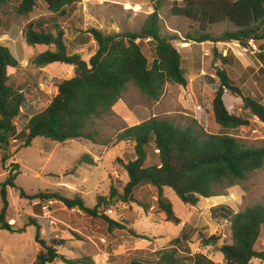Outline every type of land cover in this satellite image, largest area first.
I'll return each mask as SVG.
<instances>
[{
	"label": "trees",
	"instance_id": "obj_1",
	"mask_svg": "<svg viewBox=\"0 0 264 264\" xmlns=\"http://www.w3.org/2000/svg\"><path fill=\"white\" fill-rule=\"evenodd\" d=\"M43 1L51 15L29 22L23 33L29 46H53L54 49L41 53L33 63L38 68L52 64L71 66L74 67V76L58 83V94L47 108L34 112L29 94L25 95L22 89L10 83L11 71L19 67V62L10 49L0 43V151L3 152V166L11 158L9 151L13 140L22 141L24 148L31 147L37 138L57 143L86 140L97 144V133L90 127L95 125L96 120L113 113L114 106L123 98L129 84H134L145 96L156 102L163 96L168 83L183 87L188 85L182 55L172 43L174 37L162 31L158 5L153 6L154 12L148 15L140 32L104 34L91 28L88 35L98 48L89 60H85L70 51L69 45L65 43V31L58 23L66 15L68 7L77 0ZM8 2L0 0V6ZM35 6L36 0H21L17 12L21 16L28 15ZM171 14L198 24L201 32L199 37L189 36L187 41L198 44L232 42L241 48H248L253 42L258 49L256 55H259L264 65V0H186L184 5L175 2ZM226 22L232 24L235 30L226 32L220 38L207 32L210 27ZM2 24L5 28H0V34L5 36L9 25ZM48 27L54 32L47 31ZM144 41L153 45L154 59L151 65L142 51L141 43ZM234 58L220 55L219 61L226 65ZM217 82H220V86L215 93L211 114L219 128L216 133L205 130L196 132L191 127L183 128L168 119L152 117L126 128L117 136L119 142L133 144L135 159L123 164L129 180L121 194L111 189L110 201L114 202L118 198L122 203H134L145 210L154 207L155 214L163 215L166 222L179 225L181 220L165 195L166 188L172 189L186 206L196 207L201 198L226 195L228 190L247 181L251 173L264 168V147H249L233 134L234 131L250 127L251 120L230 113L224 102L226 92L242 98L245 109L264 126V95L257 98L243 96L241 89L235 86L223 68L217 69L212 79L213 84ZM22 114L30 115L24 129L19 132L16 120ZM152 147L158 154L159 162L147 165ZM81 163L94 165L95 161L91 157H83L79 161ZM19 175L20 165L14 163L8 169L7 179L0 183L3 204L0 212L1 230L18 234L26 232V227L15 230V225L7 221L9 189L20 190V199L38 200L41 203L60 201L69 210L77 208L91 218H101V201L97 207L90 209L82 197L68 199L58 194L44 193L28 196L17 187ZM143 188L154 190V206L137 198V193ZM217 210H224L225 215L220 216L231 226L230 242L219 249L224 264L264 261V202L248 206L238 213L220 206L213 209V215H216ZM104 220L109 231L129 230L138 236L128 223L116 222L107 215H104ZM28 226L37 228L35 242L40 251L34 264H53L57 261L81 264L77 260L67 259L59 249H63L67 243L82 241V237H75L68 232L67 236H56L46 241L42 238V228L37 220L31 219ZM217 240L211 237L206 241V246ZM150 253L154 255L153 259L133 264H216L204 254L192 255L181 239L173 240L168 246Z\"/></svg>",
	"mask_w": 264,
	"mask_h": 264
},
{
	"label": "rangeland",
	"instance_id": "obj_2",
	"mask_svg": "<svg viewBox=\"0 0 264 264\" xmlns=\"http://www.w3.org/2000/svg\"><path fill=\"white\" fill-rule=\"evenodd\" d=\"M184 1L186 0H77L73 6L68 7L74 17V23L71 26L73 32L68 26L65 28L64 24L61 27L66 30L65 41L70 51L89 60L98 48L93 38L88 35L91 28H96L104 34L140 32L148 15L154 12L153 6L158 5L162 18V31L174 37L172 43L182 55L184 68L190 80L200 75V67H204L209 77L210 74H216L219 68L228 69L229 77L234 81L235 86L241 89L243 96L259 97L252 95L262 93L264 90V68L260 67L263 60H259V55H256L258 52L246 53L237 43L234 45L232 42L227 43L228 45L220 44L218 47V44L213 45V43L200 46L198 43L187 41L189 36L199 37L201 32L198 24L182 17L172 16L171 9L174 3L184 5ZM20 2L21 0H9L6 5L0 6V28H5L2 23H8L9 30L12 28L8 31L10 42H6L5 36L0 34V43L9 47L12 55L19 62V67L11 71L10 83L22 89L25 95L29 94L28 99L33 104V110L38 112L44 110L56 96L58 83L74 76V67L52 64L45 68H38L34 65L33 61L36 57L43 52L53 50L54 47L29 46L23 31L29 22L46 19L49 16L48 9L43 0H36L33 12L21 16L17 12ZM46 30L54 32V29L50 27ZM234 30L233 25L226 22L210 27L207 32L215 38H220L226 32ZM141 47L151 65L154 59L153 45L144 41ZM225 52L231 54V57H237L236 61L234 58L233 65L226 68L219 61V56ZM243 61H246L245 64ZM216 64L218 67L215 66ZM204 84L207 83L202 82V85ZM219 86L220 82L214 86H207L206 93H216ZM165 89L166 92L168 89V93H172L171 96L173 95V100H169L170 104H166L167 110H165V102L162 101L163 96L157 101L160 104L155 110L153 105L156 101L145 96L134 84L128 85L126 91L128 96L125 98L131 104L148 105L151 112H158V119H168L183 128L191 127L196 132L205 130L199 121L208 117L209 99L199 100L200 105H196L195 109L190 108L189 111L179 103L180 93L184 92L177 84L168 83ZM226 93L225 100L229 111L251 120L250 127L234 131L233 134L249 147H264V126L245 109L242 98ZM177 102L181 105L180 107L177 106ZM200 107L201 110H199ZM192 109L201 112L195 113ZM188 111L190 117L182 114ZM29 115L22 114L16 120L19 132L27 124ZM129 127L130 124L113 110L111 115L96 120L95 125L90 127L97 133V144L86 140L57 143L45 138H37L31 147L24 148L22 141L13 140L9 151L11 158L5 166L1 162L3 152L0 151V183L7 179L10 166L18 163L20 175L16 184L26 195L44 193L58 194L68 199L82 197L85 205L90 209L97 207L98 202L101 201L99 208L101 218H91L77 208L69 210L60 201L48 200L41 203L38 200L20 199V190L12 189L9 199L11 204L7 213L8 223L10 225L17 223L14 229L18 230L26 227L31 219H35L40 223L42 238L46 241L56 236H67L68 232L75 237H82V241L67 243L63 249H59V252L67 259L77 260L81 264L143 262L146 259H153L154 255L150 253V249H161L171 241L180 238L184 227L165 223L162 218L155 215L156 211L145 210L134 203H122L118 198L114 202L110 201L111 189L114 188L121 194L123 186L129 180L123 164L135 159L133 144L119 142L117 139V136ZM208 131L217 132L212 126ZM149 153L147 165L158 164V154L153 147ZM83 157H91L96 163L94 165L79 164ZM239 188V194L243 198L240 211L261 201L264 202V168L251 173L247 181L243 182ZM165 194L178 217L180 216L187 223L193 221L191 213L186 211L190 207L183 204L172 189L166 188ZM154 195L152 188H143L137 193V198L152 207L155 204ZM233 196L236 197V195ZM36 202L38 204H34ZM108 204L109 208H107ZM2 207L0 196V212ZM109 209L113 213L110 216L107 215L108 217L119 223L131 224L135 233L145 238L135 236L129 230L109 231L104 220L105 212ZM201 217L196 224L189 223L187 239L182 237L180 239L185 242L191 253H201L217 260L220 258V246L230 242L229 224L212 222L205 214ZM36 233L35 226H32L24 235L1 230L0 264H34L40 249L35 242ZM211 237L219 240L211 242L207 247L206 241ZM53 264L65 263L57 261ZM252 264H264V261L255 260Z\"/></svg>",
	"mask_w": 264,
	"mask_h": 264
},
{
	"label": "crops",
	"instance_id": "obj_3",
	"mask_svg": "<svg viewBox=\"0 0 264 264\" xmlns=\"http://www.w3.org/2000/svg\"><path fill=\"white\" fill-rule=\"evenodd\" d=\"M49 15H51L49 12H48ZM59 24L62 26L63 24L65 25V28L66 26H68V28L71 29V31L73 32V27L71 28V26L73 25L74 23V17H73V14H72V11H67L66 15L63 17V18H60L58 20ZM12 28H10L11 30ZM62 29L64 30V27H62ZM9 30V31H10ZM66 32V30H64ZM10 33V32H9ZM9 33L7 32V34L5 35V40L6 42H10V35ZM11 37H12V34H11ZM66 37V36H65ZM65 43L67 44V42L65 41ZM192 43H195V42H192ZM208 43H211V42H208ZM205 43H202V44H198L200 46H203ZM220 44H224V45H228L227 43H218V47L220 46ZM236 43H234L235 45ZM8 45V44H7ZM68 45V44H67ZM215 45V44H213ZM237 45V44H236ZM9 48V47H8ZM10 49V48H9ZM200 48H198L199 50ZM202 49V48H201ZM258 50V49H257ZM221 55H227V56H230L231 54H228V53H221ZM235 56V55H234ZM231 57V56H230ZM237 57L235 58V61H236ZM241 61V59H240ZM230 62V61H229ZM233 61H231L229 64H226V65H223L221 62L220 64L222 66H225L224 68L227 67H230L233 65ZM242 62V61H241ZM245 64L246 61H243ZM262 68H264V65L263 63H260ZM249 65V63H248ZM202 66H204V63H202ZM215 66L218 67V64H216ZM200 67V66H199ZM200 75L197 76L196 78L194 79H191L189 78L188 74L186 73L185 71V76L188 80V85L186 87H183V86H179V88L182 89V91L184 93H180V97H179V103L185 108V110H189L190 111V108L194 107L195 109V106L196 105H200L199 104V100H203V99H206L208 98L209 99V102H210V106H209V114H208V117L204 120H200L199 121V124H201V126L205 129V131L209 132V128L210 126H212L215 130L218 131V126L214 123V121L212 120V117H211V114L213 112V100H214V97H215V93H206V89H207V86L210 87V85H213L214 84L212 83V79L215 78V74H210V77L209 75L206 73V70L204 69V67H200ZM185 70V68H184ZM228 72V69L226 70ZM229 74V73H228ZM190 80V81H189ZM196 82V83H194ZM202 82L203 83H207V84H204L202 85ZM191 83V84H190ZM128 88V87H127ZM58 90V89H57ZM210 90V89H209ZM127 91V90H126ZM58 93H56L57 95ZM172 93H168V89H167V92H166V89H165V94L163 95L162 97V101L165 102V110L168 109V106H166V104H170L169 100H173V95L171 96ZM227 95V93L225 94V96ZM252 95H255L256 97L257 96H260V95H263L262 93H253ZM126 96V92L124 93L123 95V98L114 106L113 110L114 112L119 115L120 117H122L126 122H128V124H130V127H133V126H136V125H139L141 124L142 122H145L147 120H149L150 118L152 117H158V112H151L148 108V105H144V104H140V103H137V104H131L130 101L125 98ZM225 96H224V102H225V105L228 109V106L226 104V100H225ZM168 101V102H167ZM51 102V101H50ZM50 102L48 103V105L50 104ZM179 103L177 102V106L180 107L181 105H179ZM197 103V104H196ZM160 102H156L155 105H153V108L156 110L159 106ZM263 104H264V100H263ZM48 107V106H47ZM46 107V108H47ZM150 107V106H149ZM170 107V106H169ZM194 109H192L194 111ZM189 111L186 113H182L184 114V116H188L190 117V113ZM229 111V109H228ZM195 113H198V112H201V111H194ZM230 112V111H229ZM231 113V112H230ZM169 114V113H168ZM257 120V119H256ZM256 122V121H255ZM96 163V162H95ZM239 186H236L232 189H230L226 195H223V196H216V197H211V198H201L200 201H199V204L196 206V207H190L188 210V212L191 213V217L193 219V221H188L190 224L193 222L196 224L197 221H200L201 220V216L202 214H205L206 216H208V218L210 219V221L212 222H215V223H221V224H229V235H230V238H231V226H230V223L225 220L224 218H221L220 215L224 214V210H217L216 211V215H213V209L217 208V207H225L227 209H231L233 210L235 213H238V212H241L239 210L241 204H242V201H243V198H242V195L239 194ZM11 190L12 189H9V199L11 197ZM166 195V194H165ZM233 195H236V197H234ZM155 199V198H154ZM168 199V198H167ZM170 201V200H169ZM11 204V203H10ZM34 204H38V202L34 203ZM154 210V207L151 208V212ZM202 211V212H201ZM175 212V211H174ZM176 214V213H175ZM33 216H36L35 214H32ZM157 215V214H155ZM158 217L162 218L164 220L165 223H170V222H166L165 219H164V216L163 215H157ZM178 217V216H177ZM180 220H181V223L179 225H175V226H181V227H184V232L182 233L181 237L183 239H187V227L189 225V223H187L186 221H184L180 216L178 217ZM173 224V223H171ZM17 225V223H15V226ZM32 226H26V232L25 233H22V235L26 234L28 230L31 229ZM172 227V226H171ZM129 228L133 229L134 231V228L131 227V224L129 225ZM173 228V227H172ZM1 231V229H0ZM135 232V231H134ZM12 234H18V233H12ZM180 237V238H181ZM180 238H177V239H180ZM176 240V239H175ZM182 240V239H181ZM183 241V240H182ZM172 242V241H171ZM170 242V243H171ZM184 242V241H183ZM169 243V244H170ZM185 243V242H184ZM168 244V245H169ZM38 245V244H37ZM166 245V246H168ZM39 246V245H38ZM164 246V247H166ZM162 247V248H164ZM161 248V249H162ZM156 250H159V249H150L149 251L150 252H155ZM40 251V249H39ZM192 255H195V254H198V253H191ZM201 254V253H200ZM208 256V255H206ZM211 260H213L216 264H224V260H223V255L222 253L220 252V258L219 259H214L213 257H210L208 256Z\"/></svg>",
	"mask_w": 264,
	"mask_h": 264
},
{
	"label": "built area",
	"instance_id": "obj_4",
	"mask_svg": "<svg viewBox=\"0 0 264 264\" xmlns=\"http://www.w3.org/2000/svg\"><path fill=\"white\" fill-rule=\"evenodd\" d=\"M239 45V44H238ZM244 50V52L246 53H252L254 51H257L256 47L254 46L253 42L250 43V47L248 48H242ZM199 110H201V107L199 108ZM113 211L111 209H109V211H106L105 214L110 216V214H112Z\"/></svg>",
	"mask_w": 264,
	"mask_h": 264
}]
</instances>
